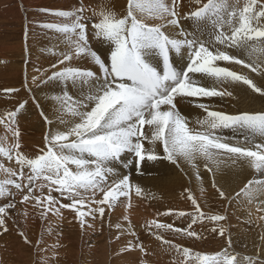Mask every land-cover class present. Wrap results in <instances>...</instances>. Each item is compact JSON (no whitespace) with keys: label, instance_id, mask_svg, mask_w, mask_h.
Wrapping results in <instances>:
<instances>
[{"label":"snow or ice","instance_id":"snow-or-ice-1","mask_svg":"<svg viewBox=\"0 0 264 264\" xmlns=\"http://www.w3.org/2000/svg\"><path fill=\"white\" fill-rule=\"evenodd\" d=\"M40 12L59 18V22L38 26L61 36L66 50L50 66V75L47 70L33 75L31 84L26 79L23 87L29 94L32 85L58 82L63 88L53 97L56 111L52 118L36 96H30L48 128L40 145L29 154L22 151L17 119L29 99H19L13 109L0 113V125L14 141L10 147H0V156L15 159L16 164L5 168L0 163L4 173L0 197L11 196L15 189L21 195L19 203L30 205L41 219L46 221L49 215L63 218V210H68L82 230L95 231L99 224L102 233L109 213L130 201V176L120 175L114 166L127 156L131 159L124 166L133 165L138 172L143 163L167 160L182 172L191 167L197 179L201 178V164L213 177L236 166H247L264 177V110L232 114L211 107L215 98L233 97L225 85H243L264 98V0H195L187 11L182 0H127L119 15L102 6L91 17L85 15L83 5L76 11L42 8ZM93 37L107 45L105 54L93 49ZM172 52L181 58L187 55L179 71L170 58ZM153 56L161 59L162 71L151 62ZM79 60H90L95 70L73 64ZM222 62L243 66L257 74L260 83ZM3 92L19 95L20 89L5 88ZM184 100L202 110L203 118L191 121L182 115L177 103ZM224 130H231L233 137L223 136ZM237 136L242 140L235 139ZM211 187L221 199H228L214 178ZM141 192L136 186V195ZM200 192L205 189L201 187ZM182 195L190 201L191 212L169 208L156 215L187 219L186 227L150 219L142 230L182 253L183 264H264V253L238 259V254L229 251L230 237L220 252L196 253L194 257L191 249L165 239L163 232L200 239L194 225L205 219H225L205 213L191 188H185ZM235 195L249 203L259 201L264 210V178L248 180ZM130 207V202L125 205V209ZM15 211L14 202L0 204V233H8V221ZM21 214L29 215L26 210ZM122 219L125 223L113 224L108 219V230H116L112 233L118 245L114 253L122 258L138 251L142 255L136 257V264H147V248L136 225L127 214ZM211 231L221 237L225 233L223 227ZM18 235L25 245H42V239L33 242L23 230Z\"/></svg>","mask_w":264,"mask_h":264},{"label":"bare ground","instance_id":"bare-ground-1","mask_svg":"<svg viewBox=\"0 0 264 264\" xmlns=\"http://www.w3.org/2000/svg\"><path fill=\"white\" fill-rule=\"evenodd\" d=\"M126 3H127V0H0V63H5V64L7 63L9 69L13 68L14 70L13 75L11 77L9 76V79L6 78V81L9 80L8 88L20 89L19 95H16V94H13L10 96L4 95L2 96L1 100L4 105L6 104V106H8V110H11L16 106L17 100L23 99V98L29 99V105L27 106L26 110H24L22 114H20L17 118L19 129L21 132V146H22L23 152H25L26 154L28 152L31 153L33 149L36 147V145H39V143L42 141V138L48 128V126L44 123L43 119L40 117L39 110L35 107L34 104H32L30 96L34 94L36 98L38 99L40 106L44 109L45 113L50 118H52V114L56 111V101L53 99V97L60 95L61 89L63 88V85L58 82H52L46 86L42 85L39 87H37L36 85H32L33 93L29 94L23 87L26 79L28 83L31 84L33 75L44 73L46 70L48 71V74L50 75L51 74L50 66L52 64H55L57 60L60 58L59 57L60 52L66 50L65 41L61 36H59L52 30L43 29L38 26L39 24H43V23L59 22V18H54L51 15L44 14L40 12V9L47 8V9H64L68 11H76L77 9L81 7V5H83L84 10H85V15L91 17L92 13L94 11L98 13L102 6H106L114 10L119 15L124 12ZM182 3L184 5V11H187L194 5L195 0H183ZM90 44L93 47V49L98 50L99 53L101 54L106 53L107 45L101 44L95 37H93L90 40ZM232 51L235 53V50H232ZM235 54L240 55V53H235ZM170 58L173 62V66L176 67V69L179 71L185 65V61L187 60V55L185 54L183 58H181V56L172 52L170 53ZM243 58H246V56ZM151 62L153 63L154 66H157L158 70L162 71L163 64H162L161 59L158 56H153L151 58ZM73 64L74 65L78 64L80 66H92L90 60L74 61ZM222 66H229V67H232V69L235 71H239L244 74H249L252 76L255 82H257L258 84L260 83V78L257 76V74L250 73V70L244 69L243 66L241 65H227L226 62H222ZM92 67H93V70H95V66H92ZM38 69L40 70L39 73L37 72ZM98 75L102 78L103 74L99 73ZM208 83L210 84L211 81H208ZM5 87L6 85H2V88H5ZM225 87H227L228 90L233 92V97L231 98L224 97L223 99L215 98L211 100V107L213 110H222V111H225L227 113H232V114L237 113L239 111L264 110V98H261L258 94L251 93L250 90L246 89V86L225 85ZM69 90L73 93L76 91L75 89H69ZM203 102L208 103L207 100H204ZM177 108L181 112L182 115L188 117L189 120L191 121H196L197 119L203 118L202 110L194 107L193 104L189 103V101L187 100L179 101L177 103ZM191 126L192 125L190 124V127ZM6 134H7V139H8V142L6 143H8L9 146H11V144L14 143V141L12 140L10 133H6ZM222 135L225 137H233V133L231 132V130H224ZM235 139L242 140V136H237L235 137ZM160 154L162 155V151L160 152ZM128 159H131V156L125 157V161L124 162L120 161V162L125 164L126 160ZM202 166H200V173L202 177L201 179H197L195 176V170L192 169L191 167H185L184 171L182 172L179 169H177L174 165H172L171 163L166 164L164 161H156V162L149 161V162L141 164L140 168H142L143 170H147V171H145L144 174L142 173L143 175H134L133 178L135 181L133 185L138 186L139 184H143L147 186L148 184V185L154 186V189L157 192L158 186L161 184V183L156 182L159 178L162 180V183H165L167 185V189L174 193L173 197H175L174 200L179 208L183 206L192 207L190 201H188L185 198V196L182 195V193H184L185 188H191L193 192L196 193L195 196L197 197L198 201L201 203V206L203 207L202 209L205 213L209 215L220 214V215L225 216V219L222 222H227L226 224L227 234H228L227 241L230 237L231 242H232V246L229 249V251L238 254V259L240 260H243V258L245 257H256L257 256L256 253H259V255L261 253H264V239H262V237H264V219H262V217H264V210H262V206L260 205L259 201H253L249 203L243 197L237 199L235 195L245 185V183H247L248 180L264 178V177H260L259 174L255 173L254 170L249 169L247 166H236V167L224 168L222 171L217 172V174L214 177L217 186L221 187L228 196V199H221L218 196L216 190L211 187L213 178L212 180H210V177H213V176L209 177L210 174L208 175L206 173L207 171L205 172V169L203 170L201 168ZM9 167H10V164L8 160V162H6L5 168H9ZM128 167L131 170L136 169V168H133V165H128ZM117 171L120 173V175H126L128 173V171H122L120 169H117ZM133 178L130 176L131 182ZM200 187H203V188L207 187L208 190H206L205 193L201 194ZM12 191H14L15 193H12V195L9 197L7 194H5V196H3V199H0V204H4V201L6 202L9 199L11 200L12 197L17 195L18 192L15 189H11V192ZM149 196L150 195H145L146 198H148ZM166 196H168V194ZM200 197H201V201H200ZM212 199H214L215 201H219V203H217L220 206L218 210H213V205L211 204ZM133 200H134L133 204L131 205L130 208H127V209H125V205L128 203V200H125L123 204H119L117 207L119 211L118 214L114 212L112 216L108 215V217H106V220H105V226L107 227L108 219H111V221L114 224L118 223L115 221V219H117L116 215L122 218V214L129 215L132 223L136 225L134 218L136 216L141 215V208L139 206H135V197L133 198ZM16 205L18 206V204ZM28 206L29 205H23V206L21 205L20 207L19 206L18 207L20 211H25V210L28 211ZM148 210H149L150 216L155 213L154 208L148 207ZM63 212H65V215L68 214L67 215L68 217L66 216L67 218L74 216L73 213L69 212L68 210H63ZM31 213H34L35 215L39 217L38 212L37 213L31 212ZM56 219L48 217L46 221H44L43 223H40L42 226L41 230L40 229L34 230V232L37 233V235L40 237V240L42 239L43 241L42 245L39 248H42L45 246L44 248H46V250L47 248H50L55 252H58L59 248H63V249L65 248L66 255L70 256L71 260H74V261L76 260L77 257H79L78 256L79 253H83V255H86L88 254L89 251L94 252V255H99V256L101 255L100 256L101 259L104 258L102 264H107L106 262L109 258L107 256H110L111 259L113 258V260H115L116 263L118 264H121L123 262H124L123 264H127L128 262L132 260L134 261L135 257L138 255V251H136L126 257L114 258V255H116L114 251L108 252L109 250L108 251L106 250L107 249L106 243L108 244L113 243L114 244L113 249L118 247L116 240L112 236H110L112 235L113 232L116 231L115 228L112 229L111 232L108 230L110 235H108V233H106L105 230L102 233L99 232L95 234L96 236L99 237V239H98V242L95 240V243L93 242L92 244L91 240H89L88 237H87L88 238L87 240H83V237L78 238L79 236L78 234L82 235L84 233L83 232L84 230L78 231V230L72 229L71 225H68V224L66 225L65 218H63L64 222L62 218L58 220ZM119 223H123V222L120 221ZM97 226L99 228V224H97ZM8 228H10L9 225H8ZM11 228L12 229L14 228L13 224L11 225ZM12 229H9L8 235H10V237L13 238L14 235H12V231H13ZM90 230H93V229H90ZM30 231H32V229ZM137 232L138 234L140 233L138 229H137ZM58 235H65L67 240L65 242L63 241L57 242L58 240L56 237H58ZM8 239L9 238H4V241L1 242L0 260H3V261H0V264H28L30 263L28 262L30 261L29 256H27L28 254H26V249L28 248L27 245L20 242L19 243L20 248H19V247H16L15 244L13 245V243L11 242L15 240L20 241V238L19 239L15 238L12 240L10 239L9 244H8ZM239 239H241V241L247 244L246 245L248 247L247 249L248 251L246 250L247 252L246 251L241 252L234 245V241L239 240ZM33 240L36 241L35 238H33ZM69 241H73V242L77 241L78 243L83 242V246H79L77 244L69 245L70 243ZM181 241H182L183 246L184 245L189 246L191 244V242L186 243L184 240H181ZM153 244L160 245V242L156 240L153 242ZM10 246L12 247V249ZM46 246H49V247H46ZM227 246L228 245L225 244L224 246L219 247V250L217 252H220L221 249H224ZM1 247H3V249H1ZM190 247H192L191 248L192 257L195 256L196 252L202 251V249H200V243L198 241L197 242L192 241V246ZM9 249L12 251H10ZM167 250L169 254L175 253L174 255L176 257L179 256L178 252H176L175 250L168 249V248ZM47 253H50L51 255L53 254L51 252H47ZM52 256H54V254ZM25 257H26V261H24ZM89 258H91V256ZM261 259L264 260L262 256H261ZM47 261H51V258L48 257ZM85 261L87 260L85 259L84 262ZM59 263L60 262H58V264ZM77 263L79 262L77 261ZM65 264H73V263L68 262V259H67Z\"/></svg>","mask_w":264,"mask_h":264},{"label":"rangeland","instance_id":"rangeland-1","mask_svg":"<svg viewBox=\"0 0 264 264\" xmlns=\"http://www.w3.org/2000/svg\"><path fill=\"white\" fill-rule=\"evenodd\" d=\"M182 2H183V0H182ZM51 10H64V9H51ZM6 66V67H5ZM5 71V72H4ZM13 73H14V70H13V68H11V69H9V67H8V64L6 63H0V113H1V111L4 109H6L5 110V112L8 110V106H6V104L4 105L3 103H2V96H4L5 94H4V92H3V89H5V88H8V81L9 80H7L6 81V78L7 79H9V76L11 77L12 75H13ZM21 78V77H20ZM4 80V81H3ZM2 85H6V87L5 88H2ZM3 106V107H2ZM4 110L2 111V113H4ZM4 136H3V135ZM4 138V139H3ZM6 138V139H5ZM3 140V141H2ZM5 141V142H4ZM6 142H8V139H7V134H6V132H5V129H4V127H3V125H0V147H5V148H7V147H10L9 146V144L8 143H6ZM41 143V142H40ZM40 143H39V145H40ZM38 145H36V147H37ZM28 153H30V152H28ZM27 153V154H28ZM125 160H123V162H124ZM160 161H164L166 164H170V162H168L167 160H160ZM0 162L2 163V164H4V167H6V162H8V159L7 158H5V157H3V156H0ZM14 163V164H13ZM9 164H10V167H16V165H15V159H13V161L12 160H9ZM114 166L116 167V169H120V170H122V171H128V173L126 174V175H130L132 178H133V176L134 175H143L144 174V172L145 171H147V170H143L142 168H140V171L138 172L137 171V169H134V170H131L128 166L127 167H125L124 166V164L123 163H121V162H118V163H114ZM202 166V165H201ZM133 168H135L134 166H133ZM203 170H204V168H203V166L201 167ZM205 172H206V170H205ZM143 173V174H142ZM208 175H209V177L210 176H213V173H210V172H206ZM212 174V175H211ZM217 174V173H216ZM215 174V175H216ZM4 173H3V171H0V180H3L4 178ZM202 177V176H201ZM215 177V176H214ZM214 177H210V180H212V178H214ZM201 179V178H200ZM258 179H260V178H258ZM134 178L132 179V182H131V185H132V188H131V192H130V200L132 201H128V203L130 202V204L132 205L133 204V198L135 197V206H139L140 208H141V215L140 216H136L135 218H134V221H135V223H136V227H137V229L139 230V237H140V240L146 245V248H147V252H148V255H147V257H146V260H147V264H178V262H180V264H183V260H184V258H183V255H182V253H179L178 252V255L179 256H175L174 254H169L167 251V248L169 249V247H168V245H166V244H162L160 241V245H154L153 244V242L154 241H156V239H155V237L154 236H150L146 231H144V230H142V228H141V226L144 224V221L145 220H150V219H158L160 222H162V223H173L174 224V226H176V227H186V225H187V223L189 222L187 219H181V218H179V217H175V216H164V215H162V216H159V217H156L157 215H156V212L158 213V212H160V213H163L165 210H166V208L167 209H169V208H171V209H176V207H177V209L176 210H183V211H188V212H191L193 209H192V207H189V206H187V207H189V208H187V207H181V208H179L178 207V205L176 204V202H175V197H173L174 196V193L172 192V191H170V190H168L167 189V185L165 184V183H162V180L161 179H159L158 178V180L156 181L157 183H161L159 186H158V190H157V192H156V190L154 189V186H151V185H148L147 184V186H145V185H143V184H139L138 186H140L141 187V189H142V194H140L139 196L140 197H138V195H136V193H135V187L136 186H134L133 185V183H134ZM137 183V182H136ZM142 185V186H141ZM161 188V189H160ZM201 188V187H200ZM204 188H206L205 189V191L206 190H208L207 189V187H204ZM160 189V190H159ZM164 189H165V191H164ZM145 193H144V192ZM164 191V192H163ZM160 192H161V194H160ZM163 192V193H162ZM168 192V193H167ZM12 193H15L14 191H12ZM17 193V192H16ZM144 193V194H143ZM194 193V192H193ZM205 193V192H204ZM168 194V196H166ZM196 193H194V195H195ZM54 195H57L58 196V194H56V193H54ZM145 195H150L148 198H146L145 197ZM158 195V196H157ZM17 196H18V198H17ZM7 197V196H6ZM5 197V198H6ZM9 197V196H8ZM137 197V198H136ZM167 197V198H166ZM14 198V199H13ZM169 198V199H168ZM173 198V199H172ZM0 199H3V197H0ZM20 199H21V195H20V193L18 192L17 193V195H15L14 197H12L11 198V200L9 199L8 201H4V204H6V203H16V204H18V206L20 207L21 206V204L19 203V201H20ZM137 199V200H136ZM163 199V200H162ZM139 200V201H138ZM142 200V201H141ZM137 201V202H136ZM158 201V202H157ZM161 201V202H160ZM200 201H201V197H200ZM63 202H68L67 200H64ZM139 202V203H138ZM156 202V203H155ZM160 202V203H159ZM127 203V204H128ZM145 204V205H143V204ZM159 203V204H158ZM173 203V204H172ZM217 203H219V201H215L214 199H212V201H211V204L213 205V210H218L219 208H220V206H219V204H217ZM147 204H149V205H147ZM166 204H167V206H166ZM157 205H159V206H157ZM162 205V206H161ZM171 205V206H170ZM17 205H16V211L14 212V213H12L11 215H12V217H13V219H11V220H9L8 221V225H9V229H12L11 228V225L13 224L14 225V228L12 229L13 231H12V235H14L13 236V238L12 237H10V235H8V233L7 234H2V233H0V246H1V242H3L4 241V238H9L8 239V244L10 243V239L12 240V239H15V238H20L19 237V235H18V232L19 231H21V230H23L27 235H28V237L33 241V242H35V240H33V238H35L36 239V241L37 240H40V237L37 235V233H35L34 232V230H36V229H42L41 227V224L40 223H43L45 220H43V219H41L40 217H38L37 215H35L34 213H31V212H35V213H37L38 211H34V210H32V207L29 205L28 206V217L26 218V220H25V216L24 215H22L21 213L23 212V211H20L19 210V207H18ZM23 206V205H22ZM153 206V207H152ZM174 206H175V208H174ZM118 207V206H117ZM115 208L111 213H109V215L110 216H112L113 214H114V212L116 213V214H118V208ZM148 207H151V208H154L155 209V213L153 214V215H149V210H148ZM145 208V209H144ZM185 208H187V209H185ZM191 208V209H190ZM203 208V207H202ZM159 209V210H158ZM190 211H189V210ZM158 210V211H157ZM161 210V211H160ZM30 211V212H29ZM70 212V211H69ZM20 213V214H19ZM31 213V214H30ZM143 213V214H142ZM115 214V215H116ZM20 215V216H19ZM32 215V216H31ZM68 214H66L65 215V212H63V218H65V222H66V225L68 224V225H71L72 226V229H74V230H78V231H82V229L80 228V226H79V223L76 221V219L74 218V216H72V217H69V218H67L68 216H67ZM146 215V216H145ZM65 216V217H64ZM67 216V217H66ZM16 217V218H15ZM49 217H51V218H54V219H56V218H58V219H61L60 217H56V216H53V215H49ZM116 217H117V219H115V221L116 222H120V221H122L123 223H125L124 221H123V219L121 218V217H119V216H117L116 215ZM145 217V218H144ZM62 218V220H63V222H64V219ZM163 218V219H162ZM20 219H22V220H20ZM58 219H56V220H58ZM67 219V220H66ZM75 219V220H74ZM144 220V221H143ZM183 220V221H182ZM15 221V222H14ZM21 221H22V223H21ZM107 222H108V220H107ZM10 223V224H9ZM32 223V224H31ZM38 223V224H37ZM182 223V224H181ZM23 224V225H22ZM35 224V225H34ZM108 224V223H107ZM114 224V223H113ZM225 224V225H224ZM226 224H227V222H222V221H219V222H213V221H210V220H204V221H202V222H198L196 225H194L193 226V230H195L197 233H199L200 234V239H196V238H189V237H187L186 235H178V234H176V233H174V232H163L162 234L164 235V237H165V239H167V240H170L171 242H172V244L174 245H180L182 248H189V249H191L192 247H190V246H192V241H198L199 243H200V249H202V251H200V252H196V253H201V254H209V255H211V254H214V253H217V251L219 250V247H222V246H224L225 244H227V227H226ZM34 227H33V226ZM37 225V226H36ZM29 226V227H28ZM76 226V227H75ZM199 227V228H198ZM220 228V227H223L224 229H225V233H224V236L223 237H221L218 233H212V231H211V229L212 228ZM32 229V231H30ZM81 229V230H80ZM114 229V228H113ZM39 230V231H40ZM104 230H105V232L106 233H108V235H110V233H109V231H108V229H107V227L105 226L104 227ZM85 231H86V233H85ZM94 230H90V229H84V233L82 234V235H80V234H78L79 236H78V238H81V237H83V240H87L88 238H89V240H91V242H92V244H93V242L95 243V240L98 242V239H99V237L98 236H96L95 234H97V233H99L100 232V230H99V228H98V226H96V230L93 232ZM162 231V230H161ZM77 232V231H76ZM89 232H90V234H89ZM143 232V233H142ZM31 233V234H30ZM93 235H92V234ZM88 236H87V235ZM7 237H6V236ZM15 235H16V237H15ZM226 235V236H225ZM90 236V237H89ZM95 236H96V238H95ZM110 236H112L113 237V235H110ZM88 237V238H87ZM146 237V238H145ZM57 238V242H59V241H63V242H65L66 240H67V238H66V236L65 235H58V237H56ZM114 238V237H113ZM17 239V240H18ZM115 239V238H114ZM145 239V240H144ZM151 239V240H150ZM79 240V239H78ZM181 240H184L186 243L187 242H191V244L188 246V245H184L183 246V244H182V241ZM200 240V241H199ZM19 241V240H18ZM18 241H13V242H11V243H13V245L15 244L16 245V247H19V243L21 242V243H23V241H22V239L20 238V241L18 242ZM175 241V242H174ZM70 243H69V245H74V244H77V245H79V246H83V242H73V241H69ZM152 243V244H151ZM181 243V244H180ZM6 244H7V242H6ZM108 243H106V250L108 251V252H113V246H114V244L113 243H110V244H108ZM148 245V246H147ZM234 245L237 247V249L238 250H240L241 252H245L247 249H248V247L246 246L247 244L245 243V242H243V241H241V239H239V240H236V241H234ZM157 246H158V248H157ZM11 247V246H10ZM27 249H26V254H28L27 256H29V259H30V261H28V262H30V263H28V264H45V263H49V264H58V262H60L59 264H65V262L67 261V259H68V262H72L73 264H102V262H103V260H104V258H102L101 259V255L99 256V255H94V252H88V254H86V255H83V253H79V257H77L76 258V260L79 262V263H77V261L75 260H71V258H70V256H67L66 255V253H65V248L63 249V248H59L58 249V252H55V251H53L52 249H50V248H47V250H46V248H44V247H42V248H37L36 246H28L27 245ZM46 247H49V246H46ZM110 247V248H109ZM9 248V247H8ZM20 248V247H19ZM18 248V249H19ZM1 249H3V247H1ZM11 249H12V247H11ZM160 249V250H159ZM165 249H166V251H165ZM10 250V249H9ZM35 250V251H34ZM37 250V251H36ZM10 251H12V250H10ZM29 251V252H28ZM212 251V252H211ZM248 251V250H247ZM246 251V252H247ZM31 252V253H30ZM35 252H37V253H35ZM39 252H41V253H39ZM47 252H51V253H53L54 254V256H52L50 253H47ZM97 252V251H96ZM210 252V253H209ZM91 253V254H90ZM42 254V255H41ZM49 254V255H48ZM64 256H63V255ZM180 254H181V256H180ZM257 255H259V253H256ZM39 255V256H38ZM94 255V256H93ZM108 255V254H107ZM142 254L141 253H139L138 252V255L136 256V257H138V256H141ZM91 256V258H89ZM263 258H264V255H261ZM42 257V258H41ZM48 257H50L51 258V261H47V258ZM97 257V258H96ZM107 257H109L108 258V260H107V264H118V263H116V261L115 260H113V258L111 259V257L110 256H107ZM117 256L116 255H114V258H116ZM136 257H135V259H134V261L132 260V261H130V262H128L127 264H136ZM64 258V259H63ZM25 260L24 261H26V257L24 258ZM32 259H34L35 260V262H34V260H32ZM43 261H42V260ZM60 259V260H59ZM80 259H82V260H80ZM87 260V261H85L84 262V260ZM93 259V260H92ZM96 259V260H95ZM39 260V261H38ZM97 260H98V262H97ZM0 261H3V260H0ZM10 261H11V259H10ZM96 261V262H95ZM63 262V263H62ZM87 262V263H86ZM115 262V263H114ZM124 263V262H123ZM123 263H121V264H123Z\"/></svg>","mask_w":264,"mask_h":264}]
</instances>
